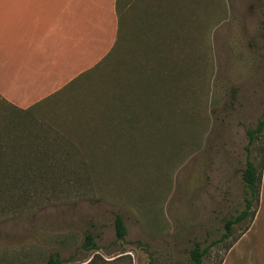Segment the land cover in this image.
Returning a JSON list of instances; mask_svg holds the SVG:
<instances>
[{
  "label": "rangeland",
  "instance_id": "1",
  "mask_svg": "<svg viewBox=\"0 0 264 264\" xmlns=\"http://www.w3.org/2000/svg\"><path fill=\"white\" fill-rule=\"evenodd\" d=\"M116 8L100 65L34 108L0 99V264H46L54 252L73 263L189 264L194 243L208 245L200 264H218L251 222L221 238L250 196L240 170L245 130L264 117V0ZM258 206L226 264H264V191ZM85 232L96 250L79 249Z\"/></svg>",
  "mask_w": 264,
  "mask_h": 264
},
{
  "label": "crops",
  "instance_id": "2",
  "mask_svg": "<svg viewBox=\"0 0 264 264\" xmlns=\"http://www.w3.org/2000/svg\"><path fill=\"white\" fill-rule=\"evenodd\" d=\"M116 2L0 0V99L14 108L28 110L91 71L114 45ZM263 171L259 203L264 191ZM259 213L258 206L249 226L219 264H226V253L229 251V255L236 241L250 232Z\"/></svg>",
  "mask_w": 264,
  "mask_h": 264
},
{
  "label": "trees",
  "instance_id": "3",
  "mask_svg": "<svg viewBox=\"0 0 264 264\" xmlns=\"http://www.w3.org/2000/svg\"><path fill=\"white\" fill-rule=\"evenodd\" d=\"M110 52L107 53V55H105L98 62L96 66L100 65L105 58H108ZM169 101L172 102V96L169 97ZM165 104L168 106L171 105L169 102H165ZM128 126L133 127V125H131L130 122L128 123ZM116 127H121V125L116 126ZM245 134L247 136V145L245 147L246 159L244 161V165L242 169L240 170V177H241L244 187L247 189L250 196L248 199H245L244 209L241 210L233 219L227 220L225 222L226 229L228 225H230L233 222L243 219L247 214H250V221H251L252 216L254 215V212L256 210L257 202H258V192H259L260 178H261V166H262V159H263V153H264V141H263V145L260 147V158L256 163H254V161H252L249 158V155L251 154L250 151H251V148H253L254 142L260 139L261 136H264V117L257 119L254 127L246 129ZM0 173H1L0 177L1 175H4L6 173V168H2L1 165H0ZM253 200L255 203L252 207V210H250L249 209L250 202ZM112 225H113L115 239L121 242L126 233V229H125L123 220L118 213H115V212L113 213ZM246 228L247 227H245V229ZM228 234L229 232L227 229L226 234L221 235V238L226 237ZM207 247L208 245L203 248H200L197 243H194V247H192L189 251V258H190L189 264H200L201 257L206 253ZM79 249L82 251L96 250V244L90 232L84 233L83 240L79 245ZM120 256H117V257H120ZM73 260H74L73 255H70L68 258L63 259V258H60L59 255L54 252V253H50L47 255L45 263L46 264H79V263L80 264H90L93 260V256H91L90 259L81 261L79 263H73L72 262ZM111 260H114V259H111Z\"/></svg>",
  "mask_w": 264,
  "mask_h": 264
}]
</instances>
